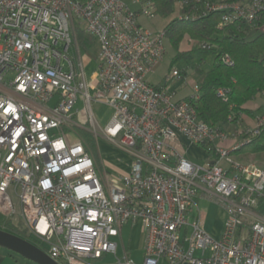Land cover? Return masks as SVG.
<instances>
[{
  "label": "built area",
  "instance_id": "2783aa9c",
  "mask_svg": "<svg viewBox=\"0 0 264 264\" xmlns=\"http://www.w3.org/2000/svg\"><path fill=\"white\" fill-rule=\"evenodd\" d=\"M205 7L252 20L264 0ZM155 15L150 0H0V213L59 264L115 255L128 221L142 223V264H264V167L231 155L264 127V112L251 128L232 114L220 128L151 83L164 37L141 19ZM76 27L99 42L88 76ZM180 77L175 66L165 75ZM189 96L198 98V83ZM96 103L111 112L102 128ZM99 140L126 154L125 168L95 160ZM200 196L222 209L218 237L202 225ZM123 259L133 263L124 249Z\"/></svg>",
  "mask_w": 264,
  "mask_h": 264
},
{
  "label": "trees",
  "instance_id": "16d2710c",
  "mask_svg": "<svg viewBox=\"0 0 264 264\" xmlns=\"http://www.w3.org/2000/svg\"><path fill=\"white\" fill-rule=\"evenodd\" d=\"M150 1L155 5L154 22L159 23V17L172 15L162 27L164 55L169 54L170 67L181 62L182 65L177 67L181 77L195 76L199 84L197 99H191L189 95L175 97L191 102L200 119L220 128L228 124L229 114L234 116V123L240 120L243 113L254 114V109L245 107V104L256 96H264V13L261 12L252 20L233 18L225 21V10L205 7L207 2L214 0ZM176 4L181 5L180 16L174 15ZM253 30L260 32L247 38ZM75 36L82 52H86L93 38H96L78 27ZM184 38L190 41L191 47L180 49ZM225 55L229 56L230 64L222 60ZM151 83L156 87L166 84ZM219 87L226 90L225 99L216 95ZM257 110L262 114L264 104ZM260 152H264V127L259 133L250 136L248 142L232 150L231 155H253ZM2 226L29 240V234L20 222H12L0 213V228Z\"/></svg>",
  "mask_w": 264,
  "mask_h": 264
},
{
  "label": "rangeland",
  "instance_id": "374dc122",
  "mask_svg": "<svg viewBox=\"0 0 264 264\" xmlns=\"http://www.w3.org/2000/svg\"><path fill=\"white\" fill-rule=\"evenodd\" d=\"M127 4H130V0H122ZM180 10L181 8L178 7ZM178 9L174 12V15L178 14ZM172 17V15H168L165 17H159V23L155 25V30H161L164 24ZM258 32V30H253L250 33H248L247 38L254 37ZM182 41V40H181ZM191 47V43L186 38L183 39V41L180 43V49H186ZM99 51V42L94 37L92 40V43L90 44V48L86 50L85 54L89 57V60L84 66V70L86 75L88 76L93 70L97 68V54ZM169 59L170 56L168 53H166L163 56V61L161 65L157 68L155 73L153 75L148 76V78L151 80V82L154 83H161L164 82L168 86L170 90H173L176 92V97H181L182 95H190L192 93V86L191 82L193 79H189L185 76H182L176 80H166L165 75L169 73ZM182 65L181 62L176 63L175 67H180ZM184 81H187L186 86H181ZM264 104V96H256L252 100L248 101L245 104V107H250L254 109V114L260 115L261 112H257L256 109L257 106ZM94 113L96 115L98 126L101 128L104 127L106 122L108 121L110 117V109L102 104H93L92 105ZM263 112V111H262ZM251 116L250 114H248ZM252 117H256V115H252ZM249 119V118H248ZM246 123H245V121ZM241 124L244 127H252L254 125L253 120L250 119L247 120V114L245 113L244 116L241 118ZM231 132L233 131L230 127H228ZM95 160L98 161V163H101V161H104L107 165H110V169L113 168H125L124 162L127 159L126 154L121 151L120 149H117L116 147L112 146L111 144L107 143L104 140H99L94 152ZM188 156L195 162H201L200 158L204 155L202 152H200L197 148L191 147L188 151ZM235 157L234 155H232ZM254 158L245 159V160H251L254 161L262 166H264V152H260L257 154V156H253ZM104 158V160H103ZM238 159V158H237ZM241 160V159H240ZM107 170H109L107 168ZM198 206H200V210L202 211V225L204 226L205 230L211 233L214 237H218L220 235V231L222 229L223 222L221 221V207L215 202V201H207V200H199ZM3 230H9L7 227L2 226ZM212 231L216 232L217 234L214 235ZM140 231H139V225H135L131 227L130 222H126L122 225V241L124 243V246L127 250L128 257L133 262L132 264H142L143 262V250L141 247V239H140ZM27 238L39 245L40 247H44L42 242H37L33 237L27 236ZM118 241V247L117 252L114 255L113 253H107L103 257L93 260L92 264H118V261L121 262L124 261L123 259V253H122V247L120 240ZM198 253V251H196ZM160 264H165L164 259L160 260Z\"/></svg>",
  "mask_w": 264,
  "mask_h": 264
},
{
  "label": "crops",
  "instance_id": "0c3cea01",
  "mask_svg": "<svg viewBox=\"0 0 264 264\" xmlns=\"http://www.w3.org/2000/svg\"><path fill=\"white\" fill-rule=\"evenodd\" d=\"M159 21V20H158ZM141 22L143 23V24H145L146 26H148V27H153L152 29H154L155 30V25L156 24H158L156 21L154 22V20L153 19H151V20H148L147 21V19H144V18H142L141 19ZM162 63V62H161ZM161 63H160V65H161ZM159 65V66H160ZM158 66V67H159ZM157 67V68H158ZM170 69V68H169ZM157 70V69H156ZM155 70V71H156ZM155 71H154V73H155ZM154 73H152L151 75H153ZM189 79H193L192 81H190L191 82V86H193V84L194 83H196V77L194 76V77H190ZM187 85V81H184V83L181 85V86H186ZM175 92V91H174ZM175 96H176V92H175ZM259 106H257L256 107V109L258 108ZM245 115V113H243V114H241V116H240V121H241V118H242V116H244ZM251 116H249L248 114H247V120H253V122H255V117L253 118L252 117V115H257V114H250ZM249 118V119H248ZM245 121V120H244ZM245 123H246V121H245ZM258 154V153H257ZM257 154H251V155H243V154H233L235 157V159H241V160H245V159H250V158H254L253 156H257ZM104 159V158H103ZM260 165V164H259ZM262 166V165H261ZM264 167V166H263ZM199 200H207V201H211V200H208V199H206V198H204V197H202V196H200V197H196V202H197V204H198V201ZM199 207V209H200V206H198ZM200 212H201V215H202V211L200 210ZM193 213H194V211L192 210L191 211V214L193 215ZM223 220V213H222V211H221V221ZM131 224V227L132 226H135V225H139V231H140V234H141V236H140V239H141V247H142V250H143V246H144V231H143V227H142V223L140 222V221H137V222H135V223H130ZM7 231V230H6ZM212 233L214 234V235H216L217 233L216 232H214V231H212ZM120 240V243H121V247H122V253H123V249L126 251V254H127V256H128V253H127V250H126V248H125V246H124V243H123V239H122V228H121V238L119 239ZM118 242V241H117ZM37 245V244H36ZM117 247H118V245H117ZM116 252H117V250H116ZM105 255V254H104ZM103 255V256H104ZM102 256V257H103ZM129 258V257H128ZM120 261V260H119ZM119 261H118V264H119ZM165 261V260H164ZM0 264H37V263H35V262H33V261H31V260H28V259H26V258H24V257H22L21 255H19V254H17V253H15V252H13V251H11V250H8V249H6V248H4V247H1L0 246ZM159 264H160V262H159ZM165 264H166V262H165Z\"/></svg>",
  "mask_w": 264,
  "mask_h": 264
},
{
  "label": "water",
  "instance_id": "95a60500",
  "mask_svg": "<svg viewBox=\"0 0 264 264\" xmlns=\"http://www.w3.org/2000/svg\"><path fill=\"white\" fill-rule=\"evenodd\" d=\"M0 246L37 264H59L35 243L0 228ZM186 264V263H183Z\"/></svg>",
  "mask_w": 264,
  "mask_h": 264
}]
</instances>
